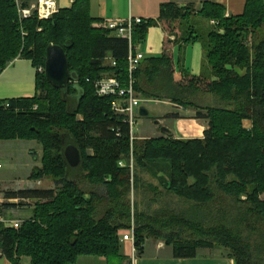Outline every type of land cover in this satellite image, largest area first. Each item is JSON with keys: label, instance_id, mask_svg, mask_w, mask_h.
<instances>
[{"label": "trees", "instance_id": "1", "mask_svg": "<svg viewBox=\"0 0 264 264\" xmlns=\"http://www.w3.org/2000/svg\"><path fill=\"white\" fill-rule=\"evenodd\" d=\"M22 1L27 7L34 0ZM197 13L218 22L203 42L202 74L175 77L174 46L201 35L193 26L181 35L179 29L189 25L195 11L167 2L157 19L135 27V44L153 25L166 33L161 56L144 58L135 72V88L148 99L167 98L198 109L196 117L209 120L205 137L183 140L169 134L135 141L132 149L130 126L112 109L114 96L101 97L95 87L103 75H116L126 84L128 39L94 27L97 19L87 0H76L49 19L36 14L20 18L16 0H0V73L16 58L32 60L37 69L45 67L50 44L64 48L71 71L67 89L55 87L45 71L38 70L35 96L0 100V140L41 141L43 167L33 178L52 175L62 183L59 192L28 188L6 195L44 202L37 203L34 218L19 228L0 229V258L6 256L13 264H21L23 256L31 257L30 264H74L84 255L113 261L120 257L119 230L134 223L138 253L154 236L172 246L176 258H193L200 248L220 245L231 250L228 255L236 264H262L264 39L252 44L247 39L264 28V0H247L242 14L230 16L223 4L206 1ZM206 67L211 68V78ZM200 93L212 94L224 104L199 105L195 97ZM247 119L252 128L245 127ZM71 144L82 153L77 167L65 157ZM147 172L156 177L161 173L165 189L184 200L187 208L133 206L130 193L139 186L140 174ZM70 175L105 186L106 197L87 192ZM190 178L195 181L190 183Z\"/></svg>", "mask_w": 264, "mask_h": 264}, {"label": "rangeland", "instance_id": "2", "mask_svg": "<svg viewBox=\"0 0 264 264\" xmlns=\"http://www.w3.org/2000/svg\"><path fill=\"white\" fill-rule=\"evenodd\" d=\"M59 3V1H58ZM60 4V3H59ZM61 5V4H60ZM191 24V25H190ZM212 25V26H211ZM210 25L209 20L201 15L196 16L195 19L190 18L189 25L179 29V33L185 34L186 29L189 26L197 27L198 33L201 35L198 42H204L207 38L209 31L215 24ZM94 27H101L100 25L93 24ZM264 39V28L260 29L254 33H251L248 37V42L250 44L257 43L260 40ZM109 62V61H107ZM106 62V63H107ZM244 73V71L242 70ZM206 76L211 78V68L206 67ZM144 100V105L152 109L149 116H140L138 118V124L135 130V138L133 142H131L132 149L133 143L135 141H144V139L154 138L151 134L152 129H156L157 127V134L158 137H167L169 134L162 132V126H169L171 129L175 130L176 132H172L170 134L176 139H194V138H204L206 130L209 128V120L197 118V110L194 107H176V106H167L162 104V100L170 101L167 98L165 99H155L149 100L143 94L139 95ZM160 100V101H159ZM195 100L198 102L199 105L203 106H222L224 103H221L217 100V98L211 94H202L195 97ZM158 107L162 111L173 110V113H177L179 117L176 118H168L164 120L158 114L161 112H157ZM37 108V106H35ZM79 119H82V115H78ZM161 120L159 124L155 123V120ZM170 119V120H168ZM184 124L181 128L180 134L177 133L175 129L176 125ZM244 125L247 128H252V122L250 120H245ZM184 134L191 135L193 137H185ZM197 135V136H195ZM201 135V136H199ZM157 137V138H158ZM137 144V142H136ZM137 146V145H135ZM90 153H93V150H89ZM43 157H44V146L41 141L38 139H15V140H0V219L4 217L8 220L7 223L1 222L0 220V229L12 227V221L20 220L24 223L27 220H31L34 218L35 209L38 202L43 203L44 200L39 199H21V198H13L9 199L6 195L10 191H18L21 189H28V188H42V189H56V191H60L62 189V183L58 184L57 180L52 175H45L40 179L33 178V172L43 167ZM125 163L122 165L124 166ZM131 166V163H130ZM134 167V165H133ZM132 168V167H131ZM134 169V168H132ZM142 176L141 181L138 187L132 189L130 193V200L133 206H137L141 210L147 208V204H151V210H155L156 208H160L163 205H167L173 209H183L187 208L188 204L180 199L177 195H174L168 192L161 182L160 175L154 176L150 172L148 173H141ZM69 179H75L77 182L86 190L89 191H96L101 196L106 197L107 189L105 186H92L89 183H82L80 178L76 176H69ZM165 180V178H164ZM195 181L194 178H190L189 182L193 183ZM89 196V194H87ZM261 198L264 200V193L261 195ZM8 204H14L15 206H8ZM102 214V213H101ZM15 228V227H13ZM120 231V230H119ZM123 231V229L120 231ZM149 238L160 240L155 238L154 236H150ZM154 241V240H151ZM119 242H120V257L112 259L113 262L115 261L116 264H132V260L126 257V250L123 248V241L120 240L119 235ZM261 242V240H260ZM152 243V242H151ZM151 245V244H150ZM219 249V250H217ZM221 251L225 252L226 254L230 253L231 250L220 245H215L211 249H205V251ZM31 261L30 256H23ZM261 263L264 264V252L261 254ZM112 262V261H111Z\"/></svg>", "mask_w": 264, "mask_h": 264}, {"label": "crops", "instance_id": "3", "mask_svg": "<svg viewBox=\"0 0 264 264\" xmlns=\"http://www.w3.org/2000/svg\"><path fill=\"white\" fill-rule=\"evenodd\" d=\"M61 7H71L76 0H57ZM89 10L92 17L97 19L95 24L102 25L108 20H124L129 17H143L146 20L157 19L160 16L161 5L167 2H174L180 7H192L195 14L191 18L195 19L200 15L197 12L203 8L206 1H213L223 4L226 7V15H239L245 10L247 0H87ZM208 19V18H207ZM209 20L210 25L213 20ZM212 26V25H211ZM194 29L199 31L195 26ZM183 34V33H182ZM184 35V34H183ZM166 33L159 25H153L149 28L145 39L137 42V45L145 54V58L161 56L164 49V39ZM175 37V36H174ZM199 39L187 43L184 40H179V43L174 46V55L176 62L177 80L182 79L186 72L195 75H201L204 67V43L198 42ZM38 69L34 66L32 60L26 58H16L10 62L7 67L0 73V100L33 97L37 93L36 89V75ZM204 93L197 94L202 95ZM139 95L141 93L139 92ZM212 95V94H211ZM214 96V95H213ZM148 99V98H147ZM155 100V99H149ZM156 101V100H155ZM160 101V100H159ZM162 104L167 106L183 107L171 101L162 100ZM151 113L152 109L147 107ZM157 112H161L158 107ZM173 109V107H172ZM173 113V110L162 111L158 114L160 117H166L168 114ZM167 120L166 118H163ZM170 120V119H168ZM161 121V120H160ZM184 124L176 125L175 129L178 136ZM171 129L169 126H167ZM152 129L151 134L158 137L157 127ZM162 131V130H161ZM163 132V131H162ZM172 132H176L171 129ZM185 137H193L184 134ZM197 136V135H195ZM201 136V135H199ZM122 230V229H121ZM120 230V231H121ZM119 231V235H120ZM121 237V236H120ZM121 240V238H120ZM154 240V241H151ZM152 242V243H151ZM151 244V245H150ZM123 248L126 250V257L132 260V264H236L235 259L230 257L225 252L221 251H205L200 248L198 255L193 258H176L173 255L172 246L165 244L163 240H155L147 238L145 247L142 253H136L133 257L132 242L123 241ZM219 250V249H217ZM1 255V251H0ZM21 264H30V259L22 257ZM0 264H13V262L6 256L0 258ZM74 264H116L114 261H109L104 256L84 255L80 256Z\"/></svg>", "mask_w": 264, "mask_h": 264}, {"label": "built area", "instance_id": "4", "mask_svg": "<svg viewBox=\"0 0 264 264\" xmlns=\"http://www.w3.org/2000/svg\"><path fill=\"white\" fill-rule=\"evenodd\" d=\"M20 18H27L36 14L40 19H49L55 13L59 12L62 8L57 0H34L29 6L24 7L22 0H16ZM146 19L143 17H129L124 20H108L105 24L100 25L111 29L116 35L127 38L129 42V52L127 56L128 60V72L129 77L126 84L122 83L116 75H103L100 79L95 82L97 94L101 97L114 96L112 101V109L118 115H123L125 122L130 126V137L131 141L135 138V130L138 124V118L140 115V107L144 105V100L137 92L135 72L141 65L145 58L144 52L141 48L134 43L133 34L135 27L143 23ZM213 24H217L215 20ZM112 65H116V60L109 59ZM39 71H45V67L41 66L38 68ZM8 105V104H7ZM133 155L131 157V167L134 165ZM121 165L124 162L120 163ZM1 222L7 223L4 217L0 219ZM23 223L20 220L12 221V227L19 228ZM135 224L132 223L131 227L123 229L120 234L121 241L132 242L133 257L137 253L135 246Z\"/></svg>", "mask_w": 264, "mask_h": 264}, {"label": "water", "instance_id": "5", "mask_svg": "<svg viewBox=\"0 0 264 264\" xmlns=\"http://www.w3.org/2000/svg\"><path fill=\"white\" fill-rule=\"evenodd\" d=\"M45 74L48 80L59 89H67L71 78L70 64L64 48L57 44H50L47 48ZM141 116H149L150 111L142 105L139 109ZM156 124L160 123L159 119L155 120ZM161 130L171 134V129L162 126ZM65 157L71 167H77L82 162L81 150L71 144L65 149Z\"/></svg>", "mask_w": 264, "mask_h": 264}]
</instances>
